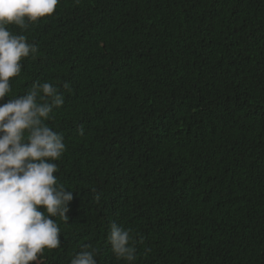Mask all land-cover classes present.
<instances>
[{
	"label": "trees",
	"instance_id": "16d2710c",
	"mask_svg": "<svg viewBox=\"0 0 264 264\" xmlns=\"http://www.w3.org/2000/svg\"><path fill=\"white\" fill-rule=\"evenodd\" d=\"M6 28L37 51L0 104L34 82L64 96L46 123L73 200L53 217L60 246L29 264H69L82 245L129 264L111 221L131 230V264H264V0H59Z\"/></svg>",
	"mask_w": 264,
	"mask_h": 264
},
{
	"label": "clouds",
	"instance_id": "9594fccd",
	"mask_svg": "<svg viewBox=\"0 0 264 264\" xmlns=\"http://www.w3.org/2000/svg\"><path fill=\"white\" fill-rule=\"evenodd\" d=\"M58 3L0 0V100L11 91L9 79L21 73L22 58L37 51L24 35L10 34L6 25L26 28L27 22L53 14ZM62 87L72 90L67 81ZM63 104V93L49 82H34L26 94L0 104V264L39 262L45 248L60 246V228L53 217L68 221L73 191L58 184L54 175L58 165L53 161L62 156L66 146L63 135L46 121L53 109ZM78 132L83 135V128ZM94 199L99 201L100 196ZM130 232L111 221L107 235L115 256L129 264L136 259ZM81 249L69 264H97L95 248L82 245Z\"/></svg>",
	"mask_w": 264,
	"mask_h": 264
},
{
	"label": "crops",
	"instance_id": "0c3cea01",
	"mask_svg": "<svg viewBox=\"0 0 264 264\" xmlns=\"http://www.w3.org/2000/svg\"><path fill=\"white\" fill-rule=\"evenodd\" d=\"M38 262V260L36 261V263Z\"/></svg>",
	"mask_w": 264,
	"mask_h": 264
}]
</instances>
